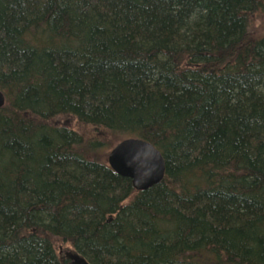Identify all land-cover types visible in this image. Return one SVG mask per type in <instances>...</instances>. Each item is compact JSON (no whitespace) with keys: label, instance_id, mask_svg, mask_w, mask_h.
Returning <instances> with one entry per match:
<instances>
[{"label":"trees","instance_id":"trees-1","mask_svg":"<svg viewBox=\"0 0 264 264\" xmlns=\"http://www.w3.org/2000/svg\"><path fill=\"white\" fill-rule=\"evenodd\" d=\"M258 11L0 0V264H264ZM59 119L152 144L164 179L136 191Z\"/></svg>","mask_w":264,"mask_h":264},{"label":"water","instance_id":"water-1","mask_svg":"<svg viewBox=\"0 0 264 264\" xmlns=\"http://www.w3.org/2000/svg\"><path fill=\"white\" fill-rule=\"evenodd\" d=\"M6 104V98L0 91V109ZM110 168L119 176L132 181L133 188L140 192L159 184L165 177L166 166L161 153L150 143L129 138L118 143L108 155ZM73 264H88L78 256L68 254Z\"/></svg>","mask_w":264,"mask_h":264},{"label":"rangeland","instance_id":"rangeland-1","mask_svg":"<svg viewBox=\"0 0 264 264\" xmlns=\"http://www.w3.org/2000/svg\"><path fill=\"white\" fill-rule=\"evenodd\" d=\"M249 33L250 36L254 38H260L264 36V11H258L256 14L252 16V20L249 27ZM59 119L62 124H65L67 126H70V128L75 129L76 131L84 134L85 137L91 138V139H102L106 141V146L101 151H98L97 154L94 153V157L100 159L104 163L108 164V155L110 151L121 141L117 139H113L112 135H109L108 133L103 134L101 131L92 129L90 127H85L80 124H78L76 121L72 119H65L61 120ZM104 138V139H103ZM58 249H60L61 254H68L67 251H69L68 244H59L57 245ZM67 252V253H66ZM70 254V253H69Z\"/></svg>","mask_w":264,"mask_h":264},{"label":"bare ground","instance_id":"bare-ground-1","mask_svg":"<svg viewBox=\"0 0 264 264\" xmlns=\"http://www.w3.org/2000/svg\"><path fill=\"white\" fill-rule=\"evenodd\" d=\"M3 93V92H2ZM4 94V93H3ZM5 96V95H4Z\"/></svg>","mask_w":264,"mask_h":264}]
</instances>
